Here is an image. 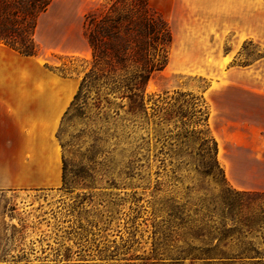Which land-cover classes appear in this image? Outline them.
<instances>
[{"label":"rangeland","instance_id":"obj_1","mask_svg":"<svg viewBox=\"0 0 264 264\" xmlns=\"http://www.w3.org/2000/svg\"><path fill=\"white\" fill-rule=\"evenodd\" d=\"M103 1L52 0L38 18L39 52L62 47L66 33L87 44L85 15ZM153 4L174 40L148 84L147 113L132 114L118 93L102 91L98 103L93 90L62 119L59 186L0 190V264H264V220L240 226L229 192H264V96L240 86L264 89V44L250 38L264 40L254 25L262 6ZM49 56L67 78L68 110L92 54ZM215 248L230 253L207 258ZM243 249L252 254L237 255Z\"/></svg>","mask_w":264,"mask_h":264},{"label":"trees","instance_id":"obj_2","mask_svg":"<svg viewBox=\"0 0 264 264\" xmlns=\"http://www.w3.org/2000/svg\"><path fill=\"white\" fill-rule=\"evenodd\" d=\"M52 0H0V43L25 56L39 52L35 40L38 18ZM85 36L91 48L92 63L84 73L78 91L63 119L94 90L97 102L102 91L120 94L129 100V111L147 113L146 95L150 80L169 64L174 36L168 19L151 0H104L85 15ZM104 99L111 103L108 97ZM85 103V101H83ZM124 106V105H121ZM64 147V145H63ZM65 162V160H64ZM215 163L219 167L217 159ZM240 204L238 223L249 231L264 220V192L229 190ZM237 255H251L250 249ZM257 253V251H255ZM229 251L215 248L207 258H227Z\"/></svg>","mask_w":264,"mask_h":264},{"label":"crops","instance_id":"obj_3","mask_svg":"<svg viewBox=\"0 0 264 264\" xmlns=\"http://www.w3.org/2000/svg\"><path fill=\"white\" fill-rule=\"evenodd\" d=\"M257 3L262 7L256 10L254 25L264 30V0ZM250 38L264 44L258 35ZM67 40L79 46L67 49ZM59 43L62 47L45 49L34 56L22 55L0 43V190L55 187L62 182V155L56 132L72 95L67 90V78L49 69V55L83 56L91 48L79 35L67 37V33L59 37ZM240 86L249 94L264 96L258 84L247 82Z\"/></svg>","mask_w":264,"mask_h":264}]
</instances>
